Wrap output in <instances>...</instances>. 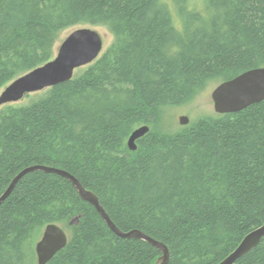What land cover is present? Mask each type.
<instances>
[{"label":"trees","instance_id":"16d2710c","mask_svg":"<svg viewBox=\"0 0 264 264\" xmlns=\"http://www.w3.org/2000/svg\"><path fill=\"white\" fill-rule=\"evenodd\" d=\"M77 25L104 26L114 40L71 80L0 108V198L28 167L65 170L120 230L165 243L169 264H219L264 224V100L174 131L166 116L210 81L264 66V0H207L202 10L191 0H0V90L53 59ZM50 223L70 239L47 264L162 255L117 235L66 177L33 170L0 204V264H37ZM235 264H264V238Z\"/></svg>","mask_w":264,"mask_h":264},{"label":"water","instance_id":"95a60500","mask_svg":"<svg viewBox=\"0 0 264 264\" xmlns=\"http://www.w3.org/2000/svg\"><path fill=\"white\" fill-rule=\"evenodd\" d=\"M104 38L92 27H79L72 31L61 43L55 57L43 65L17 77L0 92V105L19 102L26 95L51 88L62 82L71 80L78 68L96 61L103 52ZM215 111L219 114L237 113L249 106L264 100V66L245 71L217 85L212 93ZM180 123L189 124V117L182 115ZM150 129L149 125L136 128L128 139V147L137 150V140ZM33 170H43L60 174L69 179L80 196L93 204L108 226L120 237L142 239L156 248L162 255L154 264H169L170 250L168 246L141 230L127 232L120 230L101 205L99 197L86 188L73 174L58 168L47 166H31L20 172L11 182L0 198V204L10 195L21 177ZM264 238V224L250 231L239 246L219 264H235L244 254L255 248ZM70 236L63 226L57 223L48 224L35 246L37 264H47L59 251L64 249Z\"/></svg>","mask_w":264,"mask_h":264},{"label":"rangeland","instance_id":"374dc122","mask_svg":"<svg viewBox=\"0 0 264 264\" xmlns=\"http://www.w3.org/2000/svg\"><path fill=\"white\" fill-rule=\"evenodd\" d=\"M206 3H207V0H191V5L196 6L201 10L205 8ZM172 13H173V11H172ZM79 27H92V28L97 29L101 33V35L104 38L103 52L110 46V44L114 40V35L112 34V32L104 26L77 25V26L65 29L60 34V36L56 42V45H55V55H56L61 43L64 41V39L72 31H74L75 29H77ZM85 67H82V68H85ZM218 84H219L218 81H215V80L210 81L202 90L198 91L195 95H193L189 100H187L182 105H178V106L169 108L168 114L166 116L167 117L166 122H167V124L168 123L169 124L166 125V129L169 131H172V130L174 131V130H179L182 127H184L183 124L180 123V117L182 115H187L189 117V124L197 122L198 120H200L201 118H204V117L219 116V113H217L215 111L214 101L212 98V93ZM2 89L0 90V92L2 91ZM42 91H44V90L30 93V94L26 95L21 101L13 103V104L21 105V104L29 103L30 100L33 98V96H35V94L42 92ZM3 106L4 105H0V108ZM65 230L67 231L68 235L70 236V232H69V230H67L66 227H65Z\"/></svg>","mask_w":264,"mask_h":264},{"label":"bare ground","instance_id":"6f19581e","mask_svg":"<svg viewBox=\"0 0 264 264\" xmlns=\"http://www.w3.org/2000/svg\"><path fill=\"white\" fill-rule=\"evenodd\" d=\"M22 99H23V98H22ZM22 99H21V100H22ZM21 100H20V101H21Z\"/></svg>","mask_w":264,"mask_h":264}]
</instances>
